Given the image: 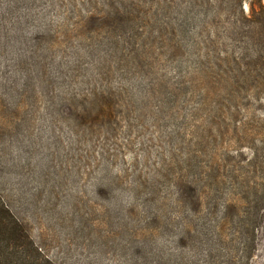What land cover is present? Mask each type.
Instances as JSON below:
<instances>
[{"label": "rangeland", "instance_id": "1", "mask_svg": "<svg viewBox=\"0 0 264 264\" xmlns=\"http://www.w3.org/2000/svg\"><path fill=\"white\" fill-rule=\"evenodd\" d=\"M20 1L0 26V126L23 147L8 137L7 157L0 142V194L43 252L173 264L184 187L208 202L222 181L231 207L252 194L240 219L256 211L264 35L237 22L264 17V0ZM262 215L255 249L231 253L245 264H264Z\"/></svg>", "mask_w": 264, "mask_h": 264}, {"label": "trees", "instance_id": "2", "mask_svg": "<svg viewBox=\"0 0 264 264\" xmlns=\"http://www.w3.org/2000/svg\"><path fill=\"white\" fill-rule=\"evenodd\" d=\"M3 3L4 0H0V26L2 22L7 20L6 15L16 14L21 8L20 0H9V8H5ZM260 8L261 11L264 12V7L260 6ZM243 14L242 12L241 22L238 21L237 23L248 24L253 34L255 45H257L258 42L256 41L255 35L259 37L264 35V25H262L264 24V17L256 20L255 16L247 17ZM240 35L243 36L244 33ZM30 130L31 129H27L23 131L26 135V139L29 140V142L31 141L29 143L26 140L27 148H29L28 145L32 142V144H34ZM16 131L19 130L17 129ZM0 132L5 133L0 139V142L3 144V153H5L4 155L7 157L9 156L8 152H11V146H13L12 140L10 142V140L7 139L8 137H13L19 146L23 147V143L20 141L19 137L15 135V131L13 133L10 132L9 125H1ZM28 154L29 151L27 152V155ZM25 155H18L20 160L16 162L19 165L26 162L24 161L25 159H29L27 155ZM13 163L14 160L11 166ZM223 185L222 181L218 183V186L215 185L216 188L212 190V193H216L213 195L214 197L208 199V202L196 196L198 191L193 187H184L176 195V202L180 203L182 206V208H180L182 210V218L177 222V241L181 245L180 249L183 250V257H178L173 264H215L221 263L223 258L235 264H245L243 257H237L236 254L235 256H231V253L233 251L237 252L239 248H242V251L244 249H250V251L255 249L257 225L263 218L264 193L262 195H254V198H252L256 211L252 213L246 211L244 218L241 217L242 219H240L239 214L235 213V210L240 208L243 203H246V199L249 201L252 194L251 192H247V198L245 194L242 198H239L237 202L235 201V205L231 207L230 205H233L234 202L227 203L223 201V197H225V188ZM222 188L223 194H221ZM246 188L248 190L252 189V191L255 189L250 186ZM193 197H196L194 204L192 202ZM220 201H223L225 204ZM156 257L157 255H155L154 258ZM158 257L159 259L149 264H160L164 259L162 255ZM0 264H58L36 245L31 235L24 229L23 223L15 216L13 210L7 205L1 194Z\"/></svg>", "mask_w": 264, "mask_h": 264}]
</instances>
